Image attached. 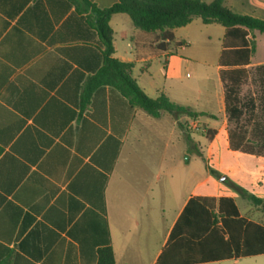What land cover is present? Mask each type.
<instances>
[{
	"label": "crops",
	"instance_id": "0c3cea01",
	"mask_svg": "<svg viewBox=\"0 0 264 264\" xmlns=\"http://www.w3.org/2000/svg\"><path fill=\"white\" fill-rule=\"evenodd\" d=\"M116 3L0 0V264H99L108 246L116 264H157L190 198L211 197L196 195L199 178L185 193V155L201 147L185 122L194 127L202 117H153L107 85L83 102L105 60L97 11ZM228 6L264 20V0ZM109 25L114 58L133 64L149 97L209 115L201 90L185 80L209 54L192 48L197 36L218 38L210 102L225 110L222 25L194 19L164 46L160 33L136 28L127 14L112 15ZM249 38L256 43L254 32Z\"/></svg>",
	"mask_w": 264,
	"mask_h": 264
},
{
	"label": "trees",
	"instance_id": "16d2710c",
	"mask_svg": "<svg viewBox=\"0 0 264 264\" xmlns=\"http://www.w3.org/2000/svg\"><path fill=\"white\" fill-rule=\"evenodd\" d=\"M229 0H117L111 8L97 11L96 24L105 47L104 65L83 95L90 102L92 91L107 85L122 93L130 103L153 117L161 112L186 114L191 118L209 116L193 112L173 103L165 95L149 97L132 75L133 64L114 58L113 31L109 25L112 15L124 13L131 17L136 28L160 33L161 46L174 41L173 30L201 19L205 25H222L226 32L220 56L221 79L225 89V111L228 121L236 122L229 131V148L246 154L264 157V124L254 123L251 130L241 119L255 109L252 101L242 102L239 90L247 80V66L256 51L249 36L254 31L264 33V20L237 14L228 6ZM264 73V67H260ZM210 139L217 134L210 130ZM264 214V199L247 196ZM264 255V224L243 216L233 198L192 197L175 224L168 246L157 264H203L238 260ZM99 264H116L113 249L100 251Z\"/></svg>",
	"mask_w": 264,
	"mask_h": 264
},
{
	"label": "rangeland",
	"instance_id": "374dc122",
	"mask_svg": "<svg viewBox=\"0 0 264 264\" xmlns=\"http://www.w3.org/2000/svg\"><path fill=\"white\" fill-rule=\"evenodd\" d=\"M254 35L256 51L252 63L255 67L248 69V78L239 90L241 101H252L255 106L253 116L249 117L247 114L240 121L248 130L252 129L254 123L264 124V73L256 67L264 61V33L254 31ZM221 46L218 38L208 33L197 36L192 45L200 53L207 50L209 54L205 61L191 65L190 77L185 81L193 82L195 90H201L200 108L209 109L215 114L202 117L194 127L190 121L185 122V126L191 132L194 130V137L201 142L200 155L196 151L193 153L192 146L191 151L185 155V193L188 191V183H196L199 178L202 183L196 190L197 196L233 198L242 216L264 224V214L247 197L252 195L264 199V157L232 151L229 148L227 132L236 127V122L228 121L225 110L218 112L215 103L210 102L219 85L216 63ZM216 129L222 131L210 139L209 131L217 132ZM210 264H264V255Z\"/></svg>",
	"mask_w": 264,
	"mask_h": 264
},
{
	"label": "water",
	"instance_id": "95a60500",
	"mask_svg": "<svg viewBox=\"0 0 264 264\" xmlns=\"http://www.w3.org/2000/svg\"><path fill=\"white\" fill-rule=\"evenodd\" d=\"M224 180V178L222 179V181Z\"/></svg>",
	"mask_w": 264,
	"mask_h": 264
}]
</instances>
